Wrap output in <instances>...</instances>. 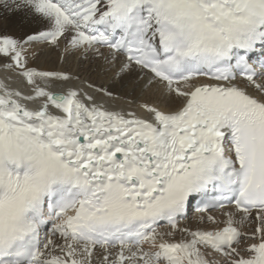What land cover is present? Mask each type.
Returning <instances> with one entry per match:
<instances>
[{
  "label": "snow or ice",
  "instance_id": "obj_1",
  "mask_svg": "<svg viewBox=\"0 0 264 264\" xmlns=\"http://www.w3.org/2000/svg\"><path fill=\"white\" fill-rule=\"evenodd\" d=\"M0 9L28 28L0 30V264H264V0ZM35 43L155 99L30 67Z\"/></svg>",
  "mask_w": 264,
  "mask_h": 264
},
{
  "label": "bare ground",
  "instance_id": "obj_2",
  "mask_svg": "<svg viewBox=\"0 0 264 264\" xmlns=\"http://www.w3.org/2000/svg\"><path fill=\"white\" fill-rule=\"evenodd\" d=\"M6 14L0 9V30H7L16 36H22L28 28L25 26L26 21L23 14L13 16L11 21L5 19ZM42 45V43H40ZM32 53H35L33 56ZM62 57H64L62 59ZM29 66L41 70H58L65 71L78 79L72 82V86H80L82 81L92 82L97 86L104 85L109 87L116 95L122 99L119 101H112L117 106H123L124 102L129 99H136L137 102L142 100H154L155 98L150 94H141L140 89L135 92L130 90L129 86L123 89L120 82L113 78V69L111 66L103 63L102 59H95L91 53L87 58L80 57L78 53H65L63 46L54 48L44 44L38 46L37 43L30 46ZM8 75L3 69H0V78ZM16 84V80H13ZM219 216L218 213L214 214ZM196 218V217H195ZM188 220V222H194Z\"/></svg>",
  "mask_w": 264,
  "mask_h": 264
},
{
  "label": "rangeland",
  "instance_id": "obj_3",
  "mask_svg": "<svg viewBox=\"0 0 264 264\" xmlns=\"http://www.w3.org/2000/svg\"><path fill=\"white\" fill-rule=\"evenodd\" d=\"M39 45H40V46H43V44L41 45L40 43L38 44V46H39ZM95 59L98 60L97 57H95ZM126 86H128V85L125 83L124 86H123L122 88L125 89ZM137 90H138V89H136L135 91H137Z\"/></svg>",
  "mask_w": 264,
  "mask_h": 264
}]
</instances>
